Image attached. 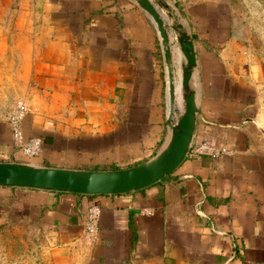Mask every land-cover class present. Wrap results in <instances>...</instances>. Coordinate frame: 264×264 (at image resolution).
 Masks as SVG:
<instances>
[{
    "label": "crops",
    "instance_id": "1",
    "mask_svg": "<svg viewBox=\"0 0 264 264\" xmlns=\"http://www.w3.org/2000/svg\"><path fill=\"white\" fill-rule=\"evenodd\" d=\"M154 3L194 47L182 91L185 59L171 45L172 120L182 94L194 90L191 143L211 140L229 153L187 154L170 176L122 194L0 186V223L36 224L68 264H264V144L251 118V66L226 6ZM30 14L25 40H0V162L114 170L154 156L170 128L164 52L150 16L135 0H30ZM17 99L28 107L23 137L42 140L34 157L22 153L7 120ZM93 205L100 215L91 242L84 221Z\"/></svg>",
    "mask_w": 264,
    "mask_h": 264
},
{
    "label": "water",
    "instance_id": "2",
    "mask_svg": "<svg viewBox=\"0 0 264 264\" xmlns=\"http://www.w3.org/2000/svg\"><path fill=\"white\" fill-rule=\"evenodd\" d=\"M150 16L158 31L168 77L167 124L170 135L164 146L148 160L124 169L80 170L40 167L20 162H0V186H17L82 195L122 194L148 187L170 176L188 154L195 127L197 112L194 90L182 94V112L172 120L174 112V67L171 45L178 47L184 56L181 67L182 91L189 87L195 64L193 42L178 27L168 25L155 5L157 0H135ZM170 29L174 36L169 38Z\"/></svg>",
    "mask_w": 264,
    "mask_h": 264
},
{
    "label": "rangeland",
    "instance_id": "3",
    "mask_svg": "<svg viewBox=\"0 0 264 264\" xmlns=\"http://www.w3.org/2000/svg\"><path fill=\"white\" fill-rule=\"evenodd\" d=\"M218 1L225 4L233 35L238 39L251 66L250 81L256 90L251 118L264 144V0ZM31 20L30 0H0V40H12L16 36L18 40H25L26 24ZM17 101L19 99L13 100L9 111ZM0 264L68 262L57 256L42 230L23 217L0 223Z\"/></svg>",
    "mask_w": 264,
    "mask_h": 264
},
{
    "label": "built area",
    "instance_id": "4",
    "mask_svg": "<svg viewBox=\"0 0 264 264\" xmlns=\"http://www.w3.org/2000/svg\"><path fill=\"white\" fill-rule=\"evenodd\" d=\"M28 107L22 100L16 102L14 107L8 112L7 120L11 128L13 138L18 142L22 153L26 157L37 156L41 152L42 140L37 137L25 139L22 134V120L24 119ZM194 157L208 156L211 158H218L227 153L229 150L222 145H219L211 140H202L191 143L188 154ZM145 213H151V209H145ZM100 215V208L96 205L91 206L84 221V234L88 241L94 242L98 237V220Z\"/></svg>",
    "mask_w": 264,
    "mask_h": 264
}]
</instances>
